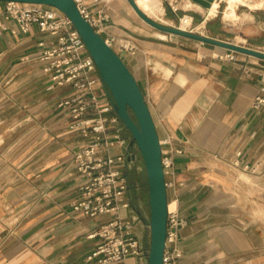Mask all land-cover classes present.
I'll use <instances>...</instances> for the list:
<instances>
[{
	"label": "crops",
	"instance_id": "crops-1",
	"mask_svg": "<svg viewBox=\"0 0 264 264\" xmlns=\"http://www.w3.org/2000/svg\"><path fill=\"white\" fill-rule=\"evenodd\" d=\"M159 1L162 12L141 9L173 27L183 28V15L192 17L187 29L264 51V3L237 7L238 18L227 19L223 0L214 15L195 0ZM85 2L95 17L107 16L104 38L137 47L120 55L143 91L163 155L173 158L165 173L168 207L187 219L178 264H264V107L253 106L264 86V59L239 52L230 59L231 50L156 29L129 0ZM4 6L0 1V13ZM6 24L0 31V264H94L87 256L99 240L89 235L109 216L85 217L72 207L83 182L72 155L83 137L70 131L57 104L74 90L54 87L43 71L38 43L48 36L36 24L27 33L14 20ZM95 89L104 104L105 86L97 82ZM118 128L129 136L122 123ZM134 186L132 177L129 194L146 213L145 192ZM135 213L133 206L122 210L125 218ZM135 230L147 245L141 217ZM125 264L142 262L130 256Z\"/></svg>",
	"mask_w": 264,
	"mask_h": 264
},
{
	"label": "built area",
	"instance_id": "built-area-1",
	"mask_svg": "<svg viewBox=\"0 0 264 264\" xmlns=\"http://www.w3.org/2000/svg\"><path fill=\"white\" fill-rule=\"evenodd\" d=\"M75 1L82 14L100 33L107 16L104 14L97 18L90 12L85 0ZM9 20L16 21L24 33L36 24L48 36L47 40L38 43L42 47L40 58L44 62L43 71L53 85L69 86L74 90L73 94L57 104L69 118L70 131L83 137V143L72 155L76 170L83 178L72 207L85 217L109 216L89 235L99 241L87 256V261H93L94 264H125L128 257L136 256L143 262L147 246L135 230L140 216L135 213L125 218L122 214L123 209L132 207L129 196L131 170L137 162L139 149L135 144L129 147L131 136H123L122 129L118 128L121 120L107 89L104 94L108 100L104 104L100 102L95 85L103 82L84 40L71 20L54 6L6 1L0 13V31L7 27ZM180 22L190 26L192 17L183 15ZM185 29L194 31L193 28ZM105 40L119 55L123 52L135 53L137 50L128 39L109 37ZM227 57L236 59V54L230 51ZM253 106L264 107V86L255 96ZM111 112L114 114L110 115ZM110 127L115 128V134L110 133ZM114 147L119 148L117 153H112ZM162 163L166 173L173 166V158L162 154ZM233 163L236 166L240 164L238 160ZM243 169L255 171L256 167L245 164ZM186 224L187 219L178 210L168 212L163 264H178L177 243L180 230Z\"/></svg>",
	"mask_w": 264,
	"mask_h": 264
},
{
	"label": "water",
	"instance_id": "water-1",
	"mask_svg": "<svg viewBox=\"0 0 264 264\" xmlns=\"http://www.w3.org/2000/svg\"><path fill=\"white\" fill-rule=\"evenodd\" d=\"M0 1H18L54 6L71 20L74 28L84 40L98 68L100 78L109 92L114 110L122 121L123 128L130 132L129 147L134 144L138 147L145 165L148 182L149 217L143 211L140 201L133 192L129 194L136 213L141 217L145 226L150 228V243L144 253L146 259L144 264H163L169 207L166 176L162 163V144L152 112L135 76L122 57L82 14L75 0ZM195 1L203 7L209 8L214 0ZM129 2L138 15L156 29L264 59V51L202 35L181 27L165 25L143 11L136 0H129Z\"/></svg>",
	"mask_w": 264,
	"mask_h": 264
},
{
	"label": "rangeland",
	"instance_id": "rangeland-1",
	"mask_svg": "<svg viewBox=\"0 0 264 264\" xmlns=\"http://www.w3.org/2000/svg\"><path fill=\"white\" fill-rule=\"evenodd\" d=\"M226 1V10H225V17L227 19H236L238 18V14L236 12V8L239 7L240 9L244 8V5H248V6H254V5H260L261 3H264V0H223ZM219 7V1L214 0L212 2V5L209 7L208 9V13L209 15H214ZM184 27V26H183ZM51 81V80H50ZM51 84L53 85V83L51 82ZM58 85L54 84V87H57ZM67 88L69 86H66ZM122 123V121H121ZM123 125V123H122ZM125 132L128 133V135H130V132L128 130L125 129ZM137 148V146H136ZM135 169L133 171V180L135 182V186L139 187V190H142L145 192L144 194V208L146 211V215L147 217H149V213H150V208H149V202H148V182H147V173H146V169H145V165L142 159V156L140 154V152L138 151V159L137 162L135 164ZM138 175V178L136 180V176ZM144 225V234H145V239H146V243H147V247L149 246L150 243V228L145 226V223L143 222ZM146 259L144 258L143 260V264L145 263Z\"/></svg>",
	"mask_w": 264,
	"mask_h": 264
},
{
	"label": "bare ground",
	"instance_id": "bare-ground-1",
	"mask_svg": "<svg viewBox=\"0 0 264 264\" xmlns=\"http://www.w3.org/2000/svg\"><path fill=\"white\" fill-rule=\"evenodd\" d=\"M136 1L140 8L142 7L144 10L148 12L151 9L154 10L155 12H162L164 10L159 0H136ZM183 26H184L183 28H186L187 25L183 24Z\"/></svg>",
	"mask_w": 264,
	"mask_h": 264
},
{
	"label": "trees",
	"instance_id": "trees-1",
	"mask_svg": "<svg viewBox=\"0 0 264 264\" xmlns=\"http://www.w3.org/2000/svg\"><path fill=\"white\" fill-rule=\"evenodd\" d=\"M132 113V112H131ZM133 114V113H132Z\"/></svg>",
	"mask_w": 264,
	"mask_h": 264
},
{
	"label": "flooded vegetation",
	"instance_id": "flooded-vegetation-1",
	"mask_svg": "<svg viewBox=\"0 0 264 264\" xmlns=\"http://www.w3.org/2000/svg\"><path fill=\"white\" fill-rule=\"evenodd\" d=\"M138 189V188H137Z\"/></svg>",
	"mask_w": 264,
	"mask_h": 264
}]
</instances>
